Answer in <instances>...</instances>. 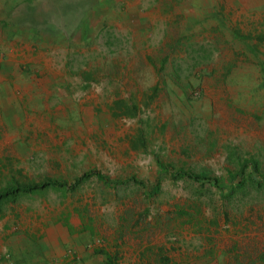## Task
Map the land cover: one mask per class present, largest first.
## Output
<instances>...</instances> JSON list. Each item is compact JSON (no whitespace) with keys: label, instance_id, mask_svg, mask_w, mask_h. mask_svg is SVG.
<instances>
[{"label":"rangeland","instance_id":"1","mask_svg":"<svg viewBox=\"0 0 264 264\" xmlns=\"http://www.w3.org/2000/svg\"><path fill=\"white\" fill-rule=\"evenodd\" d=\"M211 1L0 0V192L64 183L0 242L71 204L114 264H264V0Z\"/></svg>","mask_w":264,"mask_h":264},{"label":"crops","instance_id":"2","mask_svg":"<svg viewBox=\"0 0 264 264\" xmlns=\"http://www.w3.org/2000/svg\"><path fill=\"white\" fill-rule=\"evenodd\" d=\"M200 1L190 0L193 10L200 9ZM202 3L204 7L212 5V1L208 0ZM9 113L8 119L3 117L4 121L14 117ZM67 199L71 201V195ZM50 207L52 209L48 212L50 217V211L52 212V217L49 223L37 225L36 229L28 231L26 240H1L0 264H114L113 253L99 248L105 246V243L92 241L86 227L74 224L71 204L67 209L61 206L64 210H57L56 204H50ZM7 220L8 218H4L0 221L1 230V225L7 223Z\"/></svg>","mask_w":264,"mask_h":264},{"label":"trees","instance_id":"3","mask_svg":"<svg viewBox=\"0 0 264 264\" xmlns=\"http://www.w3.org/2000/svg\"><path fill=\"white\" fill-rule=\"evenodd\" d=\"M92 176H96L99 179L104 180L108 184L112 185L111 182L104 177V175H102L99 172H95V171H89V172L84 173L80 178H78L76 180L75 184H78L84 178H90ZM174 176H176V177H187V178H189L191 180H195V181H198V182H204L206 180H209V177H207L205 175L195 174V173H192L190 171H178ZM131 181H134V179L132 178ZM125 182L126 181H121L118 184H124ZM52 185H54V186H64V183H60V182L54 181V180L53 181L47 180V181L41 182L39 184L17 185L15 187L12 186V187H10V188H8L6 190L1 191L0 192V214H1V211H2V204H1L2 200L7 199V198L8 199L14 198L17 195V193H19V192L31 193V192H33L36 189L44 188V187L52 186ZM155 190L158 191V187H156Z\"/></svg>","mask_w":264,"mask_h":264},{"label":"bare ground","instance_id":"4","mask_svg":"<svg viewBox=\"0 0 264 264\" xmlns=\"http://www.w3.org/2000/svg\"><path fill=\"white\" fill-rule=\"evenodd\" d=\"M232 1V0H231ZM199 2V1H198ZM240 79V78H239ZM11 110V109H10Z\"/></svg>","mask_w":264,"mask_h":264}]
</instances>
